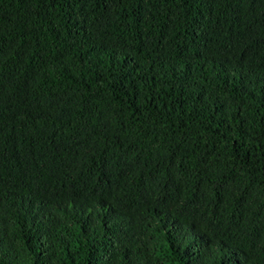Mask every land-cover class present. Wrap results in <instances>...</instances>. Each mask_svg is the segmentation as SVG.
<instances>
[{"label":"trees","instance_id":"trees-1","mask_svg":"<svg viewBox=\"0 0 264 264\" xmlns=\"http://www.w3.org/2000/svg\"><path fill=\"white\" fill-rule=\"evenodd\" d=\"M0 264H264V0H0Z\"/></svg>","mask_w":264,"mask_h":264}]
</instances>
